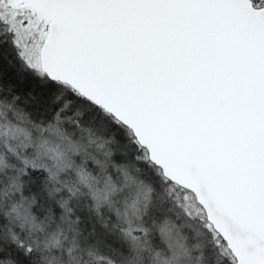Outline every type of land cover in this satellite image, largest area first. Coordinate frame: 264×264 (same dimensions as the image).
<instances>
[{
    "label": "snow or ice",
    "instance_id": "6c2138e0",
    "mask_svg": "<svg viewBox=\"0 0 264 264\" xmlns=\"http://www.w3.org/2000/svg\"><path fill=\"white\" fill-rule=\"evenodd\" d=\"M5 68L52 103L33 114L31 98L5 88ZM90 115L118 134L119 152ZM155 190L179 192L178 209L192 196L201 214L184 212L185 228L200 222L214 264H264V0H0V227L18 264L35 252L63 264L52 250L68 232V264H89L95 251L74 254L84 199L114 211L137 250L113 249L105 264H136L150 240L171 251L160 264H182L175 225L141 220ZM9 256L0 246V264Z\"/></svg>",
    "mask_w": 264,
    "mask_h": 264
},
{
    "label": "rangeland",
    "instance_id": "374dc122",
    "mask_svg": "<svg viewBox=\"0 0 264 264\" xmlns=\"http://www.w3.org/2000/svg\"><path fill=\"white\" fill-rule=\"evenodd\" d=\"M84 123L86 125H90L98 136H102L108 138L112 141L110 147L113 151L118 152L119 146L121 145L119 136L114 131L109 130L103 124V118H99L95 115L85 116ZM144 173V170H142ZM139 175V174H137ZM169 195L174 198L177 202H179L180 193L177 192L175 195L169 193ZM135 196V190H132V198ZM152 197V195H151ZM150 204V203H149ZM110 210L107 205L102 206L99 213H97L93 208L89 209L83 205H81V209L78 212V215L81 217V222L78 225L79 228V236L77 239L79 240L80 248H78L74 254H79L80 249H89L95 251V255L89 257L87 252L84 253V259L89 261V264H101V254L105 255L109 251L107 245V238L109 237L107 233L108 224L101 216L102 210ZM179 210V209H178ZM177 219H164L168 220L170 224H174L175 228L172 229L173 237L176 236L177 233L181 237L185 239L182 241L185 243V246L189 248V257H185L182 261V264H214L215 254L214 249L211 244H205V240L202 237H198L197 233H202V229L199 221L190 222L191 231L186 230L185 225L189 222L184 219V212H187L188 215L198 216L201 214V209L196 205L194 199L191 195L188 196L187 203H185L184 208L180 209ZM112 211V210H111ZM114 214V211H112ZM170 214V213H169ZM115 216V214H114ZM131 217V213H129ZM173 216V214H171ZM100 217V218H99ZM116 218V217H114ZM135 221V218L132 217ZM144 216L141 217L143 220ZM164 220L158 222L156 225H160L164 222ZM117 222V218H116ZM126 226V225H125ZM11 228L14 232H19V226L11 225ZM158 233V229H154ZM75 234L72 232H68V240L64 241V249H53L52 255H56L61 257L63 264H68L69 257L67 254V248L71 247V240ZM42 239V237H41ZM118 239V238H117ZM131 243V241L129 240ZM151 247H145L139 250V258L136 260V264H160L161 259H167L171 256V251L166 248L165 245H161L158 240H150ZM197 245H200L197 248ZM95 246V247H93ZM134 250V249H133ZM135 251V257L137 256V250ZM40 256L41 264L43 261V256L47 253L45 252H37ZM157 253H160V258H157ZM201 255H203V260H200ZM106 256V255H105ZM142 256V257H141ZM146 256L147 259L143 261V257Z\"/></svg>",
    "mask_w": 264,
    "mask_h": 264
},
{
    "label": "trees",
    "instance_id": "16d2710c",
    "mask_svg": "<svg viewBox=\"0 0 264 264\" xmlns=\"http://www.w3.org/2000/svg\"><path fill=\"white\" fill-rule=\"evenodd\" d=\"M3 83L5 84V88L12 89L13 91H18L21 93L22 97L25 99L31 98L28 104V110L36 114V109L39 107L40 109L46 108L52 102L49 100L46 104L41 103V85L38 81L34 80L30 74L27 73H20L18 70L13 69L10 70L5 68L2 74ZM121 150V145L119 146V151ZM118 151V152H119ZM132 166L135 167V162H131ZM141 169L144 170V177L147 179L151 174L147 169H144L141 166ZM140 175V174H139ZM152 180L155 181V177H152ZM158 183V181H157ZM163 187V185H161ZM167 190H165L166 192ZM165 192H160L159 190H155L152 194L150 204H149V211L143 218V221L146 224H153L156 225L158 222L164 219H176L178 217L180 209L178 210L175 207L173 201H176L172 198L169 193L166 195ZM190 195V194H189ZM177 202V201H176ZM90 201L86 199L81 201V205L85 206ZM173 216H171V214ZM3 215V212L0 211V216ZM101 216L104 221L107 222V233L109 237L107 238V245L109 251L106 256H112L113 249L116 250H123L124 255L128 257H135V251L131 247V243L129 240H126L123 237L122 232L115 228L114 225L116 224V218H114V214L111 210H102ZM100 218V217H99ZM11 228V224L8 225ZM12 229V228H11ZM13 231V230H12ZM14 232V231H13ZM158 235V233H157ZM118 238V239H117ZM0 246L4 248L6 253H10L9 258L13 260L14 264H18L19 257L17 256L16 249L12 246L8 232L0 227ZM105 255L101 254V264H105V261L102 259ZM142 257V256H141ZM116 260V264H122V260L119 257H113ZM147 259L146 256L143 257V261ZM30 264H41L40 256L37 252L33 254L32 257L29 258Z\"/></svg>",
    "mask_w": 264,
    "mask_h": 264
},
{
    "label": "clouds",
    "instance_id": "9594fccd",
    "mask_svg": "<svg viewBox=\"0 0 264 264\" xmlns=\"http://www.w3.org/2000/svg\"><path fill=\"white\" fill-rule=\"evenodd\" d=\"M0 211H3V209H2V208H0Z\"/></svg>",
    "mask_w": 264,
    "mask_h": 264
}]
</instances>
